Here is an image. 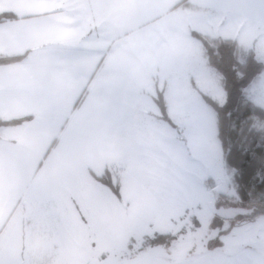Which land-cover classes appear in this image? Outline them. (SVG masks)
I'll return each mask as SVG.
<instances>
[{"label":"crops","instance_id":"0c3cea01","mask_svg":"<svg viewBox=\"0 0 264 264\" xmlns=\"http://www.w3.org/2000/svg\"><path fill=\"white\" fill-rule=\"evenodd\" d=\"M14 3L0 0V13L17 16L0 23V56L25 57L0 65V120L27 119L0 127V264H149L141 255L116 259L117 244L126 247L134 222L158 224L163 213L134 218L121 179L118 200L93 176L148 168L132 146L157 109L149 91L162 80L159 66L194 79L200 66L210 69L192 51L179 61L176 47L190 41L177 34L239 45L264 28V0H32L23 13ZM164 100L169 115L165 91ZM152 149L164 168L159 145ZM189 261L264 264V255L208 251Z\"/></svg>","mask_w":264,"mask_h":264},{"label":"rangeland","instance_id":"374dc122","mask_svg":"<svg viewBox=\"0 0 264 264\" xmlns=\"http://www.w3.org/2000/svg\"><path fill=\"white\" fill-rule=\"evenodd\" d=\"M27 4L31 8L32 0H18L15 5L23 13ZM181 33L175 39L186 38L190 42L180 49L176 47L179 61L183 63L192 51L200 58L199 64L203 65L205 56L200 50L197 52L195 47H191L196 45L202 49L200 42L190 38L191 35L187 39L185 29ZM171 45L165 48L164 53L170 61L175 51ZM238 50L240 61L245 53L253 51L255 58L264 65V28L260 27L257 32L252 30L247 37L241 38ZM195 54L194 60L197 59ZM168 65L159 66L162 80L150 82L149 93L155 96L157 87L166 92L170 103V114L167 116L171 117L174 127L160 118H153L159 116V111H150L152 108H149L148 128L139 130L142 137L133 138L132 146L133 153L141 151L143 155L140 160L137 159L138 162H141V166L147 163L148 168L143 167L138 171V166L134 172H110L115 182L121 179L124 198L129 199L127 203L134 204V218L138 216L148 220V214L151 215L152 211L162 212L163 216L159 218L158 224L152 222L151 218L149 224L134 222L133 235L126 242V247L124 241L117 244L116 259L127 256L134 260L141 255L144 261V257L148 258L149 264H195V261L189 260L208 251H215L225 257H234L247 250L264 255V214L235 220H222L212 214L213 205L251 207L239 200L233 180L234 170L226 167L222 160L215 114L201 98L203 94L218 104L223 103L224 92L219 74L211 68L206 73L200 66L198 79L188 73L170 75ZM245 98L264 109V72L246 89ZM252 120L251 125L255 130H264L262 122L255 118ZM161 126H164L163 130ZM158 145L165 158L164 168L162 160L151 157L152 148ZM125 173H128L126 178ZM151 173L155 174V178L151 177ZM158 182L161 185L159 191H151ZM161 205L164 206L163 210ZM130 228L131 225L126 226V230ZM158 235L172 238L166 244H153L152 240Z\"/></svg>","mask_w":264,"mask_h":264},{"label":"trees","instance_id":"16d2710c","mask_svg":"<svg viewBox=\"0 0 264 264\" xmlns=\"http://www.w3.org/2000/svg\"><path fill=\"white\" fill-rule=\"evenodd\" d=\"M16 18L10 12L0 13V23ZM190 35L200 42L207 65L220 76L223 103L218 104L203 94L201 98L215 114L223 163L234 170L233 180L240 202L263 210L255 215L264 214V130H255L251 125L252 118L264 124V109L245 98L246 89L264 72V65L255 58L253 51L245 53L240 61L238 45L233 40H208L194 31ZM24 57L25 54L0 56V65L20 62ZM153 100L159 111L158 118L174 127L166 113L164 91L155 88ZM26 119L0 120V127L18 125ZM93 177L121 200L119 184L110 172L106 170L101 176ZM171 238L169 235H158L152 243L166 244Z\"/></svg>","mask_w":264,"mask_h":264},{"label":"water","instance_id":"95a60500","mask_svg":"<svg viewBox=\"0 0 264 264\" xmlns=\"http://www.w3.org/2000/svg\"><path fill=\"white\" fill-rule=\"evenodd\" d=\"M212 214L222 220H235L239 217H250L255 213L259 212L256 206L244 207V206H222V205H213L211 207Z\"/></svg>","mask_w":264,"mask_h":264}]
</instances>
